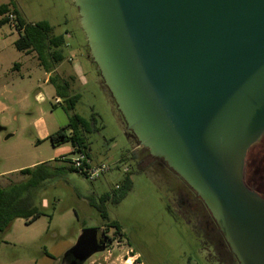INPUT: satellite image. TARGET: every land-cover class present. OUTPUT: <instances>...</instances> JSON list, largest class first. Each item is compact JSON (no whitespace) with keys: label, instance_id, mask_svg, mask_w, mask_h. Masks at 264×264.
<instances>
[{"label":"water","instance_id":"1","mask_svg":"<svg viewBox=\"0 0 264 264\" xmlns=\"http://www.w3.org/2000/svg\"><path fill=\"white\" fill-rule=\"evenodd\" d=\"M73 2L127 129L205 203L239 264H264V197L244 183L264 135V0Z\"/></svg>","mask_w":264,"mask_h":264},{"label":"rangeland","instance_id":"2","mask_svg":"<svg viewBox=\"0 0 264 264\" xmlns=\"http://www.w3.org/2000/svg\"><path fill=\"white\" fill-rule=\"evenodd\" d=\"M9 2L29 23L48 22L54 34L64 35L66 59L60 68H80L75 72V85L81 99L74 112L95 124V132L87 135L92 164H106L110 169L92 182L75 173L64 176L54 171L41 188L39 207L44 216L29 225L17 219L0 236V264H64V257L83 231L105 229L111 222L117 223L121 234L108 228L109 247L84 264H239L220 244L221 236L217 228L213 229L212 215L203 203L186 183L157 164L127 129L92 61L73 0H0V5ZM17 38V30L9 24L0 26L3 187L25 179L19 173L7 176L19 167L40 160L54 167L51 158H55L57 147L48 140L41 142L40 135L45 126L57 131L68 123L51 87L45 84V71L34 55L15 48ZM17 63L20 69L14 68ZM39 93L44 99L37 97ZM261 147L259 152H264V144ZM256 166L250 175L264 194V163ZM127 168L132 171V190L117 205L106 203L108 220H104L90 201L116 190Z\"/></svg>","mask_w":264,"mask_h":264},{"label":"trees","instance_id":"3","mask_svg":"<svg viewBox=\"0 0 264 264\" xmlns=\"http://www.w3.org/2000/svg\"><path fill=\"white\" fill-rule=\"evenodd\" d=\"M11 7L13 8L11 9ZM10 9L17 15L18 25L16 30L18 38L14 43L15 48L19 52L35 54L40 67L46 73H51L49 83L55 88V94L57 97L56 100L61 99V102L57 103V105L61 107L68 117L67 125L49 136L48 141L54 147L69 143L73 147V153L71 156L76 153H82L88 161L93 163L90 158V148L88 146L87 135L95 132V124L94 122H87L84 118L74 112L76 104L81 99V95L74 94L70 83L61 75L56 73L57 66L66 59L63 52V48L66 46L64 35L54 34L53 28L48 22H39L36 24L29 23L21 12L12 4V2L0 6V26L8 24L4 15ZM18 66L19 65L16 64L15 69H17ZM105 88L107 89L106 86ZM108 93L112 99V103L116 106L111 93L109 91ZM53 108H56V106ZM132 135L136 139L133 133ZM262 144L263 139L253 145L247 153L245 166V175L247 176V179L250 176V172L257 167L256 165L261 164V162L264 163V155L259 152ZM259 156L262 158L261 160ZM155 161L157 164L167 167L168 173L174 174L175 179L186 183L181 177H179L178 174H176V172L168 167L164 160L155 158ZM137 165L138 168H140L139 162H137ZM54 171L62 174V170ZM54 171H49L43 164L35 167L34 169H24L20 171V175L26 177L25 181L13 182L5 187L0 186V236H2L17 219H22L27 225H29L44 216V212L40 210L39 207L41 188L44 186L43 181L52 176ZM69 171L78 174V172L71 167L69 168ZM131 175L132 171L129 169V171L125 172L124 178L117 186L116 190L100 196L97 201L91 199L90 205L98 211L102 219L108 220L106 203L113 202L117 205L126 197V194L132 190ZM172 182L173 181H171V183ZM185 185H187L188 188L193 191V195H195L194 190L187 183ZM246 186L249 189L251 188L255 190V192L264 197L263 192L259 190V186L257 184L255 185V183L250 184L247 182ZM108 228H114L116 235L121 234V228L116 222L107 224L105 230L108 231ZM222 243L225 245L224 242ZM232 257L235 259L234 256Z\"/></svg>","mask_w":264,"mask_h":264},{"label":"crops","instance_id":"4","mask_svg":"<svg viewBox=\"0 0 264 264\" xmlns=\"http://www.w3.org/2000/svg\"><path fill=\"white\" fill-rule=\"evenodd\" d=\"M3 5V4H2ZM1 6V5H0ZM27 54V53H26ZM32 55H34V57L36 58V56H35V54H32ZM70 61V60H69ZM63 63V62H62ZM61 63V64H62ZM19 66H18V69H20V64L19 63H17ZM39 64V63H38ZM61 64H59L58 66H57V69H56V73H58L59 75H61L64 79H66L69 83H70V85H71V88H72V92L74 93V94H78L77 92H76V85H75V83H77L78 82V80H77V76L75 75V72H77L78 70H80V68H70V69H68V68H60V66H61ZM16 65V64H15ZM40 66V65H39ZM14 68H15V66H14ZM95 70H96V68H95ZM96 72H97V70H96ZM45 74H46V79H45V84L46 85H49V87H51V89H52V94L55 96V98H57L56 97V94H55V88H54V86L53 85H51L50 83H49V77L51 76V73H46L45 72ZM37 97L39 98V99H44V97H43V95L41 94V93H39L38 95H37ZM60 102H61V99H58ZM59 130V129H58ZM57 130V131H58ZM57 131H51V129H48V127H44L43 128V131L41 132V142H44V141H46V140H48V138H49V136H51L53 133H55V132H57ZM40 143V142H39ZM71 145V144H70ZM61 149V147L60 146H58L57 147V152H56V155L54 156L55 158H51V159H54V161H55V166L54 167H51V166H49L48 165V162L47 161H44V160H40V161H36V162H33L32 164H30V165H28V166H25V167H19V168H17V169H15V171L14 172H12V173H9V175H7V176H13V175H16V174H20V171H22V170H24V169H34L35 167H37V166H39V165H45L47 168H48V170L49 171H54V170H62V174L64 175V176H68L69 174L70 175H75V174H77V173H75V174H73V172H71V171H69V168H70V166L67 164V163H64V162H61L60 161V158L61 157H63V156H69L70 154H72L73 153V147L71 146V148H65V149H62V150H60ZM137 149V148H136ZM132 151H134L133 149H132ZM70 157V156H69ZM127 157L125 156L124 157V159H126ZM95 164V163H94ZM117 168H119V166H117ZM79 175V174H78ZM6 176V177H7ZM25 177V176H24ZM47 179L48 178H46L44 181H43V185H45V182L47 181ZM26 180V177H25V179H23V180H20V181H17V182H21V181H25ZM11 184V183H10ZM9 184V185H10ZM8 186V185H7ZM104 194H106V193H104ZM103 194V195H104ZM102 195V196H103ZM42 203V202H41ZM41 203H40V205H41Z\"/></svg>","mask_w":264,"mask_h":264},{"label":"flooded vegetation","instance_id":"5","mask_svg":"<svg viewBox=\"0 0 264 264\" xmlns=\"http://www.w3.org/2000/svg\"><path fill=\"white\" fill-rule=\"evenodd\" d=\"M128 134L129 135H131L129 132H128ZM263 139V144H264V135L261 137V139L260 140H262ZM259 140V141H260ZM258 141V142H259ZM263 147H261L260 148V150L262 149ZM259 150V151H260ZM262 153H264L263 151H261L260 152V154H262ZM263 156V155H262ZM260 157V156H259ZM245 166H246V164H245ZM126 171H129V168H127L126 169ZM253 171V170H252ZM251 174V173H250ZM247 180V181H246ZM244 182H245V184L247 183V182H249L250 184H254L255 183V181H254V179L251 177V175L248 177V179H247V176L245 175V170H244ZM251 189V188H250ZM251 190H253V189H251ZM253 191H255V190H253ZM195 197H197L199 200V202H201V203H203V205H204V207L206 208V210H207V212L210 214V216L212 215L211 214V212L208 210V208H207V206L205 205V203L197 196V194L195 193V195H194ZM213 219V220H211V222L213 221L214 222V225H213V229H216L217 228V231L219 232V235L223 238H221L222 240H221V245H223V243L222 242H224V244L225 245H223V246H225V247H227L228 249H229V254L231 255V256H234L233 254H232V252H231V249H230V247H229V245H228V243L226 242V240H225V238H224V236H223V234H222V232L220 231V229H219V226H218V224H217V222H216V220L214 219V217L213 216H211L210 217V219ZM213 224V223H212ZM96 231H97V233H96V240L95 241H93L92 240V235H89L87 238H86V240H87V245H86V249H80V250H77V251H69L67 254H66V256L64 257V264H72L73 262H78V263H80L79 262V260L77 259V256H82V255H84V254H92V256L94 255V254H96V253H99L101 250H102V247H106V248H108L109 247V243H110V241H111V239H110V237H109V235L107 234L108 232L104 229V228H100V227H98V228H96ZM92 240V241H91ZM84 247V246H83ZM235 257V256H234ZM235 259H236V257H235ZM237 260V259H236ZM84 262L85 261H82L81 262V264H84ZM238 262V261H237Z\"/></svg>","mask_w":264,"mask_h":264},{"label":"built area","instance_id":"6","mask_svg":"<svg viewBox=\"0 0 264 264\" xmlns=\"http://www.w3.org/2000/svg\"><path fill=\"white\" fill-rule=\"evenodd\" d=\"M4 18L7 20L8 24L16 30L17 27V15L13 12V10H9ZM57 103L60 101L57 99ZM61 162L67 163L71 168L76 170L79 175L84 176L85 179L89 181H95L100 178V176L109 172L110 166L106 164H100L98 166H94L90 161H88L82 153H76L70 157L63 156L60 158Z\"/></svg>","mask_w":264,"mask_h":264},{"label":"bare ground","instance_id":"7","mask_svg":"<svg viewBox=\"0 0 264 264\" xmlns=\"http://www.w3.org/2000/svg\"><path fill=\"white\" fill-rule=\"evenodd\" d=\"M128 263H130V261Z\"/></svg>","mask_w":264,"mask_h":264}]
</instances>
